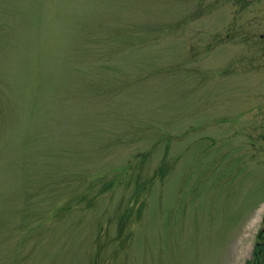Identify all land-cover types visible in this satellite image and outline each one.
I'll return each mask as SVG.
<instances>
[{"label":"rangeland","instance_id":"1","mask_svg":"<svg viewBox=\"0 0 264 264\" xmlns=\"http://www.w3.org/2000/svg\"><path fill=\"white\" fill-rule=\"evenodd\" d=\"M263 230L264 3L0 0V264H256Z\"/></svg>","mask_w":264,"mask_h":264},{"label":"flooded vegetation","instance_id":"2","mask_svg":"<svg viewBox=\"0 0 264 264\" xmlns=\"http://www.w3.org/2000/svg\"><path fill=\"white\" fill-rule=\"evenodd\" d=\"M241 3H244V4H252V3H257V2H262L264 3V0H237ZM264 231V230H263ZM261 239H263L262 243L260 244V250H259V253H258V256H257V262L256 264H264V263H259V259L262 258L263 262H264V232L263 234L261 235L260 237Z\"/></svg>","mask_w":264,"mask_h":264}]
</instances>
